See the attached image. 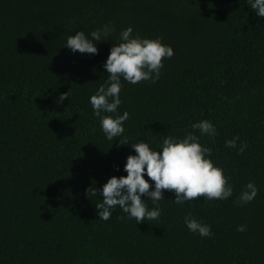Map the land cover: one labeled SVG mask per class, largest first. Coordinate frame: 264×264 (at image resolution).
Returning <instances> with one entry per match:
<instances>
[{"label":"trees","instance_id":"1","mask_svg":"<svg viewBox=\"0 0 264 264\" xmlns=\"http://www.w3.org/2000/svg\"><path fill=\"white\" fill-rule=\"evenodd\" d=\"M106 24L97 54L65 47ZM128 26L174 54L155 82L121 78L118 113L129 119L110 141L89 98ZM201 120L215 135L192 128ZM187 132L211 149L229 198L181 205L164 190L157 220L136 224L119 206L99 219L103 197L85 190L126 175L135 152L118 140L158 149ZM249 182L257 195L241 202ZM189 213L209 237L188 230ZM0 264H264V17L247 0H0Z\"/></svg>","mask_w":264,"mask_h":264},{"label":"clouds","instance_id":"2","mask_svg":"<svg viewBox=\"0 0 264 264\" xmlns=\"http://www.w3.org/2000/svg\"><path fill=\"white\" fill-rule=\"evenodd\" d=\"M256 16L264 17V0H247ZM111 25L101 28L86 35L83 31H75L66 39L65 47L73 53L97 54V42L108 41L113 31ZM133 28L128 26L119 36V43L111 45L110 52L103 64L108 73L107 80L100 84L95 94L89 100L93 114L99 118L101 129L106 139L113 141L121 137L124 132V122L129 119V113H118L122 103L120 91L121 78L130 84L141 81L155 82L160 76L163 67L162 60L171 58L174 54L171 46L162 43L160 38H142L133 36ZM61 101L68 98L67 93L62 94ZM111 113L113 115H105ZM192 128L201 134L215 135V127L208 120H201L192 124ZM118 140V139H117ZM120 145H129L135 154L126 157L124 171L126 175L119 178L111 176L100 187H88L86 196L103 197L102 202L96 205L100 209L97 214L99 219H110L111 211L117 206L135 219L136 224L143 221H154L160 216L159 201L163 199L164 190H173L176 204L183 205L186 201H193L198 196L204 199H227L232 195L233 189L223 175V169L214 166L210 154L211 149L203 147L199 136L194 132H187L183 137L166 136L159 148H153L146 140L129 142L127 139L118 140ZM226 146L233 148L236 140L226 142ZM243 148L238 151H242ZM145 174L154 182L145 179ZM258 189L254 183L249 182L240 195L241 202H250L257 195ZM144 196L145 198H141ZM150 199L155 207L148 208L145 203ZM184 222L189 231L198 233L201 237H209L211 228L191 214L185 216ZM243 225L238 226V231H244Z\"/></svg>","mask_w":264,"mask_h":264}]
</instances>
